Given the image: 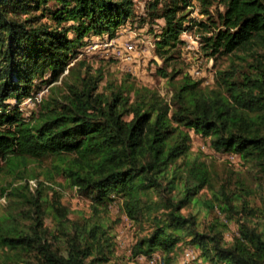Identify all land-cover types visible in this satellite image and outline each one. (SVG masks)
<instances>
[{
	"label": "trees",
	"instance_id": "16d2710c",
	"mask_svg": "<svg viewBox=\"0 0 264 264\" xmlns=\"http://www.w3.org/2000/svg\"><path fill=\"white\" fill-rule=\"evenodd\" d=\"M195 1L199 18H189L192 0L148 5L150 25L161 19L156 55L173 60L179 33L194 28L204 56L228 57V68L208 87L179 65L158 67L167 100L130 76L99 89L102 71L78 59L91 37L136 21L135 0H0V264H127L101 215L115 203L146 230L132 257L180 264L183 249L195 247L202 264H264V0ZM57 81L64 89L25 116L23 100ZM190 131L257 171L258 190L216 186ZM45 157L54 171L43 181L28 163ZM55 173L88 198V216H70ZM203 190L222 216L209 233L182 212ZM231 224L237 233L227 240Z\"/></svg>",
	"mask_w": 264,
	"mask_h": 264
},
{
	"label": "rangeland",
	"instance_id": "374dc122",
	"mask_svg": "<svg viewBox=\"0 0 264 264\" xmlns=\"http://www.w3.org/2000/svg\"><path fill=\"white\" fill-rule=\"evenodd\" d=\"M153 0H135L133 8L136 21L126 23L122 26L116 34L108 38L107 36H93L90 38L89 43L84 44L79 50L78 59L84 60L91 69H100L103 74V80L99 83V89L109 88L110 85L117 86L123 76H130L129 82L136 85H146L149 88L156 90L163 98H170V88L162 75L157 71L158 67L164 66L167 72L174 66H178L184 71L191 73L195 79L202 80V86H213L215 82V74L218 69L228 68V57L217 56L214 58H206L201 51L200 36L196 33V29H185L179 33V40L183 43L176 44V53L174 59L168 61L163 65V61L156 55L155 43L158 40V33L160 29L156 27L161 24V19H154L153 26L148 22L147 8ZM195 0L190 3L191 6L187 8L189 18H199L201 15L198 13ZM162 4V3H161ZM145 18L142 24L137 21V18ZM189 24V23H188ZM190 26V25H189ZM112 40L111 45H105ZM135 41V52L132 58L125 60L122 57L117 58L113 55V47L115 45H123L125 41ZM116 41V42H115ZM155 42L151 46L149 42ZM115 42V43H114ZM143 42V43H142ZM198 72V73H197ZM51 89L56 92L64 89L61 81L42 86L41 89L27 101V98L20 104V110L27 116L31 111L38 108L37 100L44 99ZM53 95V93H52ZM191 137V150L194 156L206 161L210 169L213 182L217 186L222 183H230V187L234 189L236 186L248 187L254 191L258 190V186L263 182L259 177V173L251 170L245 164L242 165L238 156L231 158L226 154L215 152L210 145V139L201 135L195 134L193 131L189 132ZM28 166L37 174L38 179L45 180L46 173H53L54 159L45 157L40 160H30ZM6 175L5 172H1ZM17 181L16 183H20ZM53 182L57 188L62 191V202H64L70 209L72 218L78 215L88 216L90 213V201L88 198L80 195L74 187L64 180L58 174H54ZM49 184V183H47ZM209 194L205 190L202 191L200 199L197 203L189 205L182 210V212L189 216L194 214L195 218L199 221V231L201 233H209V225L213 221H220L222 216L218 215L214 209L207 208ZM104 219L108 220L110 226V233L114 236L113 241L115 245V255L120 258L122 263L127 264H150L148 261L154 257L153 264H161L158 254H153L150 258L143 256L131 255V248L135 244L137 238L146 233V230L141 231L139 224L130 221L120 208L119 203H115L109 207L107 212L101 213ZM221 217V218H220ZM237 233L235 224H231L225 233V239L230 240L233 235ZM193 249L195 255L200 251L195 247H187ZM182 254V253H181ZM179 255V263L182 264H202L197 258L187 262L191 259L189 256L187 261L181 259ZM180 263V264H181ZM203 264H208L203 261Z\"/></svg>",
	"mask_w": 264,
	"mask_h": 264
},
{
	"label": "built area",
	"instance_id": "2783aa9c",
	"mask_svg": "<svg viewBox=\"0 0 264 264\" xmlns=\"http://www.w3.org/2000/svg\"><path fill=\"white\" fill-rule=\"evenodd\" d=\"M116 42V41H115ZM114 42V43H115ZM143 43V42H142ZM151 44V46H154V41L153 42H149ZM112 44V40H109L108 43H106L105 45H111ZM113 55L116 56L117 58L122 57L125 60H129L132 58L133 53L135 52V41H125L123 45H115L113 47ZM32 97V96H31ZM31 97H27V101L31 100ZM29 186H35V180H28ZM191 257V259L189 261H187V259H189L188 257ZM195 258H197V255H195V253L193 252V249L191 248H185L182 251V258L181 259H185L187 262L193 261L195 260ZM150 264H153L155 262V258L152 257L149 261ZM182 264V263H181Z\"/></svg>",
	"mask_w": 264,
	"mask_h": 264
},
{
	"label": "clouds",
	"instance_id": "9594fccd",
	"mask_svg": "<svg viewBox=\"0 0 264 264\" xmlns=\"http://www.w3.org/2000/svg\"><path fill=\"white\" fill-rule=\"evenodd\" d=\"M197 73H198V72H197ZM190 74H191V73H190ZM191 76H192V74H191ZM192 77H193V76H192ZM193 78H194V77H193ZM38 100H39V99H38ZM29 180H30V179H29ZM32 180H34V179H32ZM27 183H28V180H27ZM28 184H29V183H28ZM30 187H31V186H30ZM32 187H34V186H32ZM32 187H31V188H32ZM74 189L76 190L75 187H74ZM3 200H4L3 198H0V202H3Z\"/></svg>",
	"mask_w": 264,
	"mask_h": 264
}]
</instances>
